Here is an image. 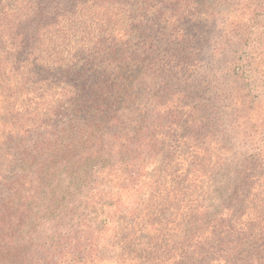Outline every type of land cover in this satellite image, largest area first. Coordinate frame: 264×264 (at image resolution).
Listing matches in <instances>:
<instances>
[{"label": "trees", "instance_id": "1", "mask_svg": "<svg viewBox=\"0 0 264 264\" xmlns=\"http://www.w3.org/2000/svg\"><path fill=\"white\" fill-rule=\"evenodd\" d=\"M206 26L257 82L234 104L263 99L264 0H0V264H264V137L228 160L197 78L161 63Z\"/></svg>", "mask_w": 264, "mask_h": 264}, {"label": "rangeland", "instance_id": "2", "mask_svg": "<svg viewBox=\"0 0 264 264\" xmlns=\"http://www.w3.org/2000/svg\"><path fill=\"white\" fill-rule=\"evenodd\" d=\"M126 16L128 15L126 14ZM128 22L129 20L127 17L119 21V23H122V26H126ZM147 24L146 27H148L149 31H134L132 35L133 46L131 45L133 50L135 47H139L140 50L141 46L151 45L148 44V42H154V44H156L161 41L159 33H155V30L158 29V27H151ZM131 25H133V22H131ZM126 28L130 27L126 26ZM187 32L188 33L186 34L188 37L186 39L184 37H178L179 40H175L172 38L174 32L168 31V33L171 34V44L168 45L170 48L167 51L170 53L161 56V63L177 62L179 63V66L186 63V75L190 74V78H197V81L193 83L197 86L195 87V91L200 95L201 104L205 103V109L208 110L209 105L211 104L213 105L212 111L215 110L216 116H214V118H217L218 126L212 132H216L217 135L227 138L225 144L229 148L228 154L231 153V147H234L235 152L232 154V157L230 158L227 156L228 154L226 155L228 160L233 161V158L236 157L237 151H248V148L254 146L255 143L259 142L261 137H264V98L259 100L257 90L252 88L244 103H241V105L234 104V100L244 93L242 90V82L248 84L247 86L250 88L251 86L255 87L254 84H257V82L254 79L245 77L240 80L231 72L233 67L227 69V51L234 48L232 46L222 50V46L226 45V41H228V38L230 37L227 30L219 27L206 26L204 28L196 27L187 29ZM189 32L191 35H189ZM151 36L154 38V41L153 39H150ZM141 56L144 57V54L142 53ZM245 56L246 52L242 54V57ZM239 62H241V59H238L237 63ZM158 63L160 64V61ZM178 74L179 73L175 75L178 76ZM179 88L183 90L189 89L188 86L183 84H181ZM233 88L236 89L232 91ZM236 90L239 94H237V96L235 95ZM163 102L166 106L174 104L176 107L182 106V104H179L175 98L173 100L164 99ZM239 107L243 110L238 114L241 115L239 119L242 121V125H240V136L239 138L235 137L233 143H230L229 137L233 136V132H228L225 124H230L231 116L239 110ZM234 108H236V111H233ZM217 131H223V133L219 134ZM180 132V130L176 132L177 137L180 136ZM171 137L170 133L160 138H163L166 141L174 140L171 139ZM149 170L152 172L153 168H150ZM40 238L41 240L51 242L49 238H44L42 234L40 235Z\"/></svg>", "mask_w": 264, "mask_h": 264}]
</instances>
